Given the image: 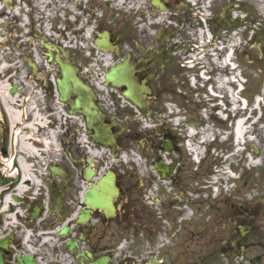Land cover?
<instances>
[{"label":"flooded vegetation","instance_id":"obj_1","mask_svg":"<svg viewBox=\"0 0 264 264\" xmlns=\"http://www.w3.org/2000/svg\"><path fill=\"white\" fill-rule=\"evenodd\" d=\"M231 4L212 1L214 27L224 26L220 16L233 23ZM49 9L55 35L45 40L34 25L44 26ZM0 25L22 81L19 97L37 105L12 124L0 118V199L9 193L13 212L8 221L0 215L2 264H20L21 256L32 264H264V254L250 253L264 248L255 198L231 194L227 223L224 195L207 198L208 171L189 159L183 131L166 117V100L191 99L190 90L176 92L190 83L188 0H0ZM43 40L54 55L67 50L85 82L107 87H93L94 100L114 142H96L93 129L81 142L80 113L58 103L46 79L53 61ZM29 51L37 74L24 58ZM112 68L116 83L106 76ZM22 128L28 139L17 135Z\"/></svg>","mask_w":264,"mask_h":264},{"label":"rangeland","instance_id":"obj_2","mask_svg":"<svg viewBox=\"0 0 264 264\" xmlns=\"http://www.w3.org/2000/svg\"><path fill=\"white\" fill-rule=\"evenodd\" d=\"M243 4L247 8H243ZM192 6L194 10L192 22H195V24L197 22V25L202 24L197 13H199L203 5L201 7L198 3H195ZM243 9L251 10L255 15H252L250 20L242 22L239 30L238 28L236 29L237 34L231 35L229 38L231 40L234 39L237 41V44H239L238 60L244 78V89L241 92L238 91L237 87L239 84L228 79V75H233L232 69L229 65H222L219 58L223 54L221 51L224 49L222 44L225 45L226 42L229 41V38L223 36L225 34L224 30L214 27L216 35L217 32H220V35H218L219 40H216L214 44L211 45L213 48H208L207 52H210L213 58L215 56L219 58L213 61V59H210L208 53L204 58L205 65L201 66L202 68L209 69V73H212V78L207 82L202 81V77L198 74L197 76H199V80H201L200 83L196 85L177 86L182 90L180 91L177 89V92L185 93V91L191 89L192 96L188 101L181 100L180 102L176 100V106L178 107V104L180 105V103H182V107H180L181 112L186 115V117L177 118L180 121V124L177 125L186 127L187 129L192 126L196 129V133L197 130L200 131V127L202 126V132L198 131V134H201L205 138V141H202V146L205 145V142L208 146H211L207 158L202 161L205 173H207L208 170L209 172L213 170L211 166L214 162L218 163L220 169H224L225 163L232 159L231 157H233L235 161H238V165L236 162L231 163V165L234 166L236 171L240 174V178L236 179L229 188H232L231 192H238L242 195L247 192L250 194H247L250 198L255 196L256 200L254 201L253 212L257 214V225H262L264 227V91H262L264 88V0H242L239 12L242 13ZM249 22H254L256 28L255 32H253L252 27L249 26ZM195 28L196 31L199 32L198 26L196 27L195 25ZM194 39H198L197 32ZM212 66L213 69L211 71L210 67ZM8 67L9 66L6 65L0 67V69L7 70ZM7 77V73L1 72L0 82L5 83ZM233 92L235 93L234 95ZM257 92L262 93V99L255 105L254 101ZM239 95L248 96L249 102L247 107L242 108ZM7 99L8 103L13 108H17L18 105L15 103L13 96ZM170 102L171 101H166V104H168V111L171 113L172 110H170V108L174 109L176 106ZM2 111H4L3 106ZM167 114L169 115L168 112ZM241 114L247 117L244 125L248 130L245 135V142L240 144L243 145L245 149L242 150V148V151H238L236 150V143L233 142V127L235 118ZM227 115L228 118L226 119ZM175 119V115L172 114L170 122L173 123ZM184 134H186V132H184ZM250 135L252 136L251 138L248 137ZM214 136L216 139L213 141L212 137ZM198 142V140H195V143ZM210 143L211 145H209ZM253 144H255L256 150H254ZM214 148L216 149L214 150ZM246 152H250L253 157L250 165L257 163L255 167L248 168L246 165L245 161L247 162L249 160L246 156ZM226 154L230 155L227 159L224 157ZM188 156L190 157L189 153ZM209 177L211 178V176ZM222 192L227 198L230 190H224ZM210 193L211 191H209L207 196ZM229 203L228 201L222 208L226 222H229V214H231L228 206ZM220 223V221L216 222V224ZM261 230H264V228Z\"/></svg>","mask_w":264,"mask_h":264},{"label":"bare ground","instance_id":"obj_3","mask_svg":"<svg viewBox=\"0 0 264 264\" xmlns=\"http://www.w3.org/2000/svg\"><path fill=\"white\" fill-rule=\"evenodd\" d=\"M231 46H234V43L230 44V47ZM224 59H225V61H228L229 59H232V56H231L230 52L228 54H226ZM225 61L222 60L220 62L223 63ZM8 87L9 86H8L7 83L0 82V93L2 95V98L5 100L6 109H7L8 113L10 114V117L14 118V115H15V117H18L19 116V112L13 113L12 112V106L9 105V103L7 101L8 100L7 98L10 97V94L8 93ZM263 91H264V89H263ZM234 94L235 93L233 92V95ZM13 99L15 101V97H13ZM257 99L260 100L261 96H258ZM244 123H245V119L240 118L234 125L235 142L237 144V148L238 149L240 148L241 142L245 140V133L248 130L247 127L244 125ZM190 131L192 132V130H190ZM21 134H22V131L21 132L18 131L17 135H21ZM22 137L26 138L27 136H25L23 134ZM189 142H190V145H191V150H192V152H194V157H199V155L201 153V151L199 150V147L192 140L191 141L189 140Z\"/></svg>","mask_w":264,"mask_h":264},{"label":"water","instance_id":"obj_4","mask_svg":"<svg viewBox=\"0 0 264 264\" xmlns=\"http://www.w3.org/2000/svg\"><path fill=\"white\" fill-rule=\"evenodd\" d=\"M59 61L62 65V74H63L62 77H57V82H58L59 88L61 90V98L67 100V90L72 83L76 87V90L79 91L80 96L82 97V95H81L82 92H88L89 91L88 86H86L80 80V78L76 75V73L74 72V69L71 65H66L60 59H59ZM12 91H14V88L12 89ZM82 100L83 99H81V101ZM96 138H97V136H96ZM24 258H26V257L24 256ZM24 263L28 264L26 259H25Z\"/></svg>","mask_w":264,"mask_h":264}]
</instances>
